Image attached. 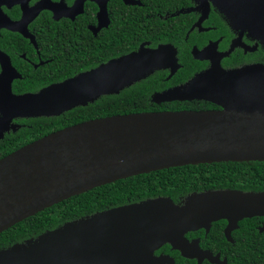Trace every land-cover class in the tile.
Instances as JSON below:
<instances>
[{
  "label": "water",
  "instance_id": "1",
  "mask_svg": "<svg viewBox=\"0 0 264 264\" xmlns=\"http://www.w3.org/2000/svg\"><path fill=\"white\" fill-rule=\"evenodd\" d=\"M233 21L264 35V0H216ZM162 49L141 48L37 94L25 115H55L104 94H118L165 67ZM157 97L207 99L221 109L136 112L95 118L53 132L0 159V233L72 196L170 167L264 161V66L215 65ZM264 209V193L210 191L185 206L167 197L101 212L0 248V264H155L153 249L182 240L183 212ZM204 219L200 222L202 223ZM196 224L187 223V227ZM177 230V231H176ZM174 232H179L174 234Z\"/></svg>",
  "mask_w": 264,
  "mask_h": 264
},
{
  "label": "flooded vegetation",
  "instance_id": "2",
  "mask_svg": "<svg viewBox=\"0 0 264 264\" xmlns=\"http://www.w3.org/2000/svg\"><path fill=\"white\" fill-rule=\"evenodd\" d=\"M142 47L162 49L165 67L134 83L152 81L153 87L134 103L137 110L127 113L221 109L207 99L164 100L157 95L186 85L215 65L224 70L264 66V35L233 21L216 0H0V159L53 132L111 116L107 101L112 94L55 115H25V95L40 93ZM100 100L104 113L95 117ZM223 177L239 181L210 183L213 186L201 181L200 189L176 197L160 194L106 206L52 229L101 212L114 215L127 205L158 197L183 207L192 195L210 191L264 193L263 182H256L260 175ZM183 213L182 240L174 236L153 249L155 264H264V209L246 215L225 213L210 221L200 210ZM187 223L196 225L187 227Z\"/></svg>",
  "mask_w": 264,
  "mask_h": 264
},
{
  "label": "trees",
  "instance_id": "3",
  "mask_svg": "<svg viewBox=\"0 0 264 264\" xmlns=\"http://www.w3.org/2000/svg\"><path fill=\"white\" fill-rule=\"evenodd\" d=\"M151 87H153L152 81H147L125 88L119 94L109 95L108 114L137 110L134 103L144 99ZM101 103L100 100L95 104L99 105V111L94 115L95 117L104 113L100 110ZM97 110L95 107L94 112ZM231 174L260 175V178H256V182L264 184V161H228L185 165L117 180L72 196L8 228L0 233V248L22 242L64 221L102 210L106 206L124 204L160 194L176 197L179 193L195 188L200 189L203 186V184L199 186L201 181L208 182L205 186H213L210 183L224 185L239 181L236 178L223 177Z\"/></svg>",
  "mask_w": 264,
  "mask_h": 264
}]
</instances>
